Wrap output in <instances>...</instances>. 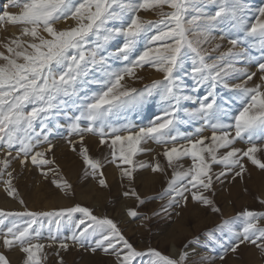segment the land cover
<instances>
[{
	"label": "snow or ice",
	"instance_id": "1",
	"mask_svg": "<svg viewBox=\"0 0 264 264\" xmlns=\"http://www.w3.org/2000/svg\"><path fill=\"white\" fill-rule=\"evenodd\" d=\"M165 6L170 10L165 11ZM210 7L215 10L209 11ZM8 8L19 11L12 13ZM141 9L156 10L159 18L142 19L137 15ZM250 12L254 16L251 21ZM61 19H71L74 25L56 27ZM4 20L23 27L19 37L3 45L9 55L0 52V59L4 61L0 63V143L8 149L17 146L21 166L27 167L30 161L43 172L45 166L54 162L46 156L54 151L50 124L63 111L68 117L67 130L79 135V154L93 176L100 172L101 162L89 156L83 143L84 133L97 134L99 143L111 149L113 161L119 143V161L133 166L120 170L121 176L130 183L134 167L165 171L159 163L136 164L133 160L136 152L144 151L139 148L144 141L172 145L162 153L169 167H173L174 160L190 158L191 166L182 172L174 169L164 190L168 200L159 211L169 216L170 208L187 205L189 195L211 211L221 212L205 193L212 190L214 178L220 180L233 173L234 179L241 177L246 171L242 158L264 170V162L255 155L260 149L253 142L258 132H264V4L252 11L246 0H8L0 14V21ZM216 32L220 33V41H228L229 47L211 59L203 46L217 39ZM22 37H30L31 42ZM117 38H122V42L109 50ZM144 38L146 43L140 50L138 45ZM222 46L215 43L212 50L218 51ZM252 51L259 52L256 67L262 73V83L248 87L255 73L243 72L237 64L253 59ZM110 61H119L122 66L113 67ZM187 65L190 67L184 71ZM143 66L155 69L162 78L142 88L130 86L126 78L142 79L136 69ZM181 72L183 76L179 75ZM241 76V83H229ZM184 77H190V92L195 96L186 92ZM90 84L100 85L101 90L88 94L87 87L81 86ZM220 89L235 93L241 106L233 110V97L222 96ZM154 94L163 105L161 114L147 126L137 128L127 120V113L143 106ZM185 103L195 106L184 107ZM113 118H124L125 122L115 127ZM224 118H230L231 122L226 123ZM192 121L200 123L194 130L196 138L178 129L181 123ZM205 128L211 129L210 136L201 135ZM106 136L111 137L110 144ZM245 137L250 147H235ZM181 139L186 143L177 144ZM45 143L47 148L36 150ZM68 143L75 151L76 142L69 140ZM214 164L223 165L225 171L213 173ZM0 165H3L0 175H3L8 159L0 161ZM51 171L49 167L48 172ZM7 175L11 178L12 173ZM98 182L107 186L102 172ZM53 183L60 189L71 188L67 181L53 180ZM5 184L7 194L13 196L16 189L10 180ZM123 195L134 196L139 204L144 203L134 189ZM260 203L264 204V200ZM127 214L133 218L139 215L134 209H129ZM0 215L28 217L24 226L2 230L3 245L8 248L18 244L26 254L23 264H40L37 252L44 246L31 241L40 238L43 225L36 228L34 225L38 219L45 218L49 220L50 232L53 224L56 232L64 224L70 228L59 248L68 249L69 244L64 241L70 240L92 252L102 249L116 257L115 264H136V259L143 257L148 259L142 264H186L189 257L185 250L177 258L154 248L138 251L113 219L99 217L78 203L49 211L25 208L21 212H0ZM241 218L243 224L239 230L230 227L232 220H224L219 226L227 227L234 237L233 243L221 244V247L225 252L236 253L242 245L250 244L264 254V227L258 224L264 212L245 209L234 219ZM51 239L55 241L59 237L52 235ZM0 264H9L3 254H0Z\"/></svg>",
	"mask_w": 264,
	"mask_h": 264
},
{
	"label": "rangeland",
	"instance_id": "2",
	"mask_svg": "<svg viewBox=\"0 0 264 264\" xmlns=\"http://www.w3.org/2000/svg\"><path fill=\"white\" fill-rule=\"evenodd\" d=\"M246 2L252 11L264 4V0H246ZM7 3L8 0H0V14H2ZM7 10L12 13L19 11L17 8H8ZM164 10L169 11L170 9L165 6ZM214 10V7L209 8V11ZM137 15L145 20L159 18L156 15V10L153 9H141ZM249 19L250 21L254 19L251 12ZM73 25L74 21L71 19H61L57 21L55 26L63 29ZM22 27V25L13 24L7 20L0 21V52L9 55L3 45L19 37ZM215 35L216 40L203 46L211 59L229 47L227 40L220 41L218 39L219 32H216ZM22 39L31 42L30 37H22ZM120 42H122V38H117L109 45V50H114ZM144 43H146V38L139 42L140 50H143ZM215 43H222L223 46L218 51H213L212 48ZM252 56L253 59H246L237 64V67L243 72L255 73L253 79L248 81V87L262 83L260 81L262 73L256 67L259 52L252 51ZM0 63H4V61L0 59ZM110 63L113 64V67L122 66L119 61H110ZM188 67L190 65H187L184 71H187ZM136 72L142 79L126 78L127 83L132 87L142 88L151 81L162 78L161 73L149 66L137 68ZM179 75L183 76V72ZM242 80L243 77L241 76L231 79L229 83L238 84ZM184 83L188 86L186 92L195 96V93L190 92L192 84L190 77H184ZM81 87H87L88 94L101 90L98 84L82 85ZM219 91L222 96L233 97V110H237L241 106L239 97L235 93H228L224 89ZM201 94L203 93L201 92ZM158 100L159 96L154 94V97L143 106L127 113V120L137 125V128L147 126L150 121L161 114L163 105L158 103ZM194 106L191 103L184 104V107L191 108ZM71 114V110H69V115ZM67 119L68 117L62 111L58 119L51 121L50 127L53 134L50 137V143L54 145V151L46 153V156L54 162L45 166L43 172L31 165L30 161L27 167L21 166L20 159L22 157H17V146L8 149L3 143H0V161L5 158L8 159L5 172L0 175V212H21L25 208L30 211H49L74 206L78 203L93 210L94 214L99 217L107 216L113 219L122 230V234L138 251L143 252L149 248H154L163 255L177 258L181 250H190L186 264H264V254H261L254 245H242L236 253L225 252L221 244L230 245L234 242V237L231 236L227 227L223 229L219 227L224 220H232L230 227L234 231L239 230L242 227L243 219H234L239 213L245 209L264 212V204L260 203L261 200H264V170L251 164L247 158H242L246 171L242 173L241 177L234 179L233 173L221 177L220 180L214 178L212 190L205 193L215 201L221 212L211 211L204 205L193 201L189 195L187 205L182 204L178 208H170L171 215L169 216L159 211L161 205H166L168 200V196L164 195V190L168 180L172 178L174 169L182 172L191 166L190 158L181 157L179 160L173 161V167H169L162 153L165 147L172 145L165 146L152 140L144 141L139 145V148L144 149V151L136 152L133 155V160L136 164L140 162L146 164L159 163L165 171L153 172L151 167L143 169L134 167L130 183L128 178L121 176L120 170L122 167L133 166L123 165L119 161V143L116 146V159L113 161L111 149L107 145L99 143L100 137L97 134L84 133L83 143L88 148L89 156L101 162L100 172L93 176L91 169L84 164L83 158L79 154V135L67 130ZM224 119L226 123L231 122L230 118ZM124 122V118H113L112 121L115 127H120ZM198 126H200L198 121H192L181 123L178 129L185 134H193V138H196L194 130ZM37 128H39L38 123ZM201 135L210 136L211 129L205 128ZM69 140L76 142L75 151L68 143ZM105 140L110 144L111 137L106 136ZM253 142L260 149L255 153L256 157L264 162V147H262L264 146V132H258L253 138ZM184 143L186 141L183 139L177 141V144ZM235 147L242 149L250 147L247 137L242 141H237ZM44 148H47V143L40 145L36 150ZM8 153L10 156L7 155ZM49 167L52 169L51 172H48ZM211 168L213 173L225 171L224 166L220 164H214ZM9 172L12 173L11 178L7 175ZM101 172L106 180V187L101 186L98 182ZM44 173L48 174L45 175ZM9 180L11 186L16 189L13 196H9L6 191L5 181ZM53 180H57L58 183L67 181L71 188L60 189L53 183ZM184 182L186 183V181ZM133 189L144 200L143 204H139L134 196L126 197L123 195L125 191ZM156 196H163V198H152ZM129 209L136 210L139 215L135 218L129 217L127 214ZM76 218H79V214H76ZM27 219L28 217L0 215V254L6 257L9 264H23L26 254L22 252L21 246L15 243L6 248L2 242V230L14 225L24 226ZM48 224L49 220L45 218L43 220L38 219L37 224L34 225V228L43 225L40 238L31 241V243H39L44 246L37 252L40 264H115L116 257L102 249L92 252L86 248H81L70 240L64 241L69 244L68 249L59 248L60 241L70 233V228L64 224L56 232L53 224L52 232H50ZM258 224L264 227V218H260ZM52 235L58 236L59 239L54 241L51 239ZM186 245L187 247H185ZM193 250L195 254H192ZM221 255L224 256L223 260L220 259ZM147 259L148 257L137 258L136 264H142V261Z\"/></svg>",
	"mask_w": 264,
	"mask_h": 264
},
{
	"label": "bare ground",
	"instance_id": "3",
	"mask_svg": "<svg viewBox=\"0 0 264 264\" xmlns=\"http://www.w3.org/2000/svg\"><path fill=\"white\" fill-rule=\"evenodd\" d=\"M188 251H190V250H188ZM188 251H187V252H188Z\"/></svg>",
	"mask_w": 264,
	"mask_h": 264
}]
</instances>
